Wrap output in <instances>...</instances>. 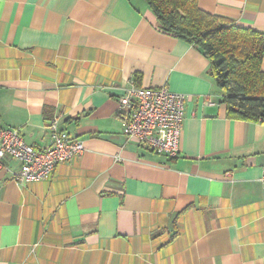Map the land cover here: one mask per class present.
Returning a JSON list of instances; mask_svg holds the SVG:
<instances>
[{"label": "crops", "instance_id": "crops-1", "mask_svg": "<svg viewBox=\"0 0 264 264\" xmlns=\"http://www.w3.org/2000/svg\"><path fill=\"white\" fill-rule=\"evenodd\" d=\"M199 6L264 33V0ZM209 66L146 0H0V126L43 149L58 117L85 146L41 180L2 160L0 264H264V121L230 118ZM165 84L186 95L176 157L120 115L125 89Z\"/></svg>", "mask_w": 264, "mask_h": 264}, {"label": "trees", "instance_id": "trees-1", "mask_svg": "<svg viewBox=\"0 0 264 264\" xmlns=\"http://www.w3.org/2000/svg\"><path fill=\"white\" fill-rule=\"evenodd\" d=\"M158 28L196 46L223 91L228 116L264 121V33L209 13L199 0H146ZM141 75H134L139 82Z\"/></svg>", "mask_w": 264, "mask_h": 264}, {"label": "built area", "instance_id": "built-area-1", "mask_svg": "<svg viewBox=\"0 0 264 264\" xmlns=\"http://www.w3.org/2000/svg\"><path fill=\"white\" fill-rule=\"evenodd\" d=\"M185 100V94L166 84L155 88L132 85L125 89L119 102L127 142L167 157L178 156ZM58 124V117L50 120L51 142L43 149L28 144L19 129L0 126V168L4 158L19 161L14 179L23 183L49 178L60 163L81 156L84 143ZM261 180L264 185V174Z\"/></svg>", "mask_w": 264, "mask_h": 264}]
</instances>
